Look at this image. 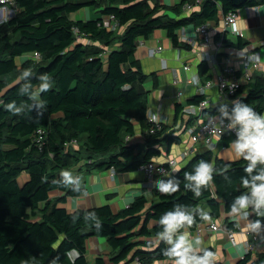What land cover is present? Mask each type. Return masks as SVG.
Listing matches in <instances>:
<instances>
[{
  "label": "trees",
  "instance_id": "16d2710c",
  "mask_svg": "<svg viewBox=\"0 0 264 264\" xmlns=\"http://www.w3.org/2000/svg\"><path fill=\"white\" fill-rule=\"evenodd\" d=\"M16 2V15L0 25V264H22L29 257L38 258L39 264H49L52 258L59 257L61 264H69L64 253L73 248L79 252L75 264H89L87 241L91 236L106 239L113 252L109 261L98 258L94 264L131 263L136 258L142 264H153L162 259L163 247L154 244L156 221L174 205L204 209L209 219H222L231 201L244 190L240 178L245 175L246 162H227L211 151L195 155L175 173L181 180L176 193H159L156 201L138 197L118 213L109 206L87 210L95 211L101 219L99 231L84 223L85 210L79 212L81 219L77 223L72 222L77 212L70 213L59 205L80 194L59 188L52 180L82 162L88 170L134 173L152 159L169 154L181 139L168 124L157 125L149 119V95L139 88L147 80L136 58L140 41L161 29L173 46H178L180 31L188 26L198 28L218 20L220 14L227 16L264 6V0H203L198 10L188 15L184 14L185 7L196 5V0H182L172 7L153 6L149 0ZM98 3L105 17L117 18L123 32L101 27L102 19H72L73 14ZM74 29L92 44H79ZM225 41L226 46V36ZM238 46L243 49L244 43L240 41ZM35 53L40 54V60L33 58ZM29 66L34 73L33 83L40 73L46 72L53 79L52 88L42 94L46 102L42 116L28 110L27 98L18 91L16 78ZM209 69L207 62L200 64L202 83L211 80ZM247 86L246 94L241 88L235 100L264 113V75L255 73ZM204 100L205 96H197L187 105L197 106ZM11 101L24 110L16 115L9 113L4 105ZM183 109L180 105L177 113ZM218 109H206L202 116L207 120L217 115ZM137 126L142 132L140 140L135 138ZM39 129L46 131L42 149L36 142ZM233 139L234 135H227L222 141L229 146ZM74 140L78 149L65 153V144ZM202 159L214 163L217 169L230 163V180L216 172L202 195L195 197L183 187L184 172L191 171ZM55 194L60 196L53 199ZM207 221L197 215L189 230L196 231ZM228 227L238 229L235 223ZM237 264H264V252L248 254Z\"/></svg>",
  "mask_w": 264,
  "mask_h": 264
},
{
  "label": "crops",
  "instance_id": "0c3cea01",
  "mask_svg": "<svg viewBox=\"0 0 264 264\" xmlns=\"http://www.w3.org/2000/svg\"><path fill=\"white\" fill-rule=\"evenodd\" d=\"M149 1L153 6L165 7H172L182 2V0ZM101 6L102 4L98 3L96 6L85 7L71 17L75 21L83 22L101 20L105 17L102 13L103 7ZM196 10H198L197 7L189 12L184 9V14L188 15ZM167 13L171 15L170 12L167 11ZM161 14H163V11ZM13 16L11 12H5L0 9V25L6 21V18L11 17L7 19L9 21ZM224 19L225 15L220 14L218 20L209 23L213 39H216L219 34H225L227 37V44L224 51L214 57L212 61H203L202 55L204 50L199 46L201 37L197 33V28L194 26H188L184 29L187 40L180 36V44L178 46H173L171 39L161 29L155 31L148 39H142L140 41L136 58L141 64L147 80L139 88L149 95V111L167 115L169 117L167 124L175 132L174 135L181 139L180 143L173 145L169 154L165 152V155L159 158L162 163H165L168 158L177 156L181 152L191 150L194 145L187 133V128L189 126H196L203 120L205 121L203 116L202 118L188 116L183 114V110L179 114L177 113V107L181 105L177 101V95L180 91L184 93L183 107L187 105L189 100L199 96L198 88L191 83V79L193 76L199 77L198 68L202 62H207L210 65L207 75L211 79H215L222 72L227 59L235 62L239 68L240 59L244 54L248 52H259L262 56L263 71L257 74L264 75V6L254 9L246 8L238 12V20L232 27V31L242 33L244 35L243 37L237 33H230L231 31L226 32ZM218 40L216 39V41ZM240 41L244 43L243 49L238 46ZM160 48H162L161 51L157 52L154 56H150L151 51H157ZM213 48L214 45L211 46L208 52H211ZM219 55L224 56L220 58ZM185 65H191L190 71L184 69ZM242 73L240 71L239 76ZM250 74L253 73L250 72ZM175 79L180 80V86L176 87L173 85V80ZM240 79L241 85L243 86L242 94L245 95L249 89L247 86L249 82H247L244 76H241ZM205 98L210 103L209 108H207L209 110L217 109L223 103L231 105V101L235 100H226L216 85L207 91ZM141 134V129L137 126L136 140L142 139ZM217 145L218 152L214 154L215 156L227 162L236 161L229 160L230 154L226 151L228 146L224 145L222 139L217 141ZM196 150V153L191 158L207 151L200 146ZM72 172L81 177L82 187L87 195L69 197L65 203L59 205L60 208H64L70 213L96 209L103 206H109L114 213H118L129 207L138 197L146 196L150 201H156L160 193L157 189L153 191L145 189V177L139 171L134 173L117 172L113 175L112 170H88L85 163L82 162ZM59 196V194H55L53 199ZM250 219L254 220L257 217L253 215ZM212 222L222 225L223 230L215 233L204 231L201 235L196 234V231L189 230V232L193 238L196 236L201 238L202 247L214 250L216 253L215 264H237L246 255H244V249H246V243L248 241L256 244L258 249L257 254L264 252V230L255 233L251 232L246 227V221L237 220L227 214L220 220L209 219L206 224ZM232 223H235L238 227L235 245L229 241L226 233V229L229 230L228 226ZM248 232H251V234H248ZM138 249H141V247H137ZM112 256L113 252L106 239L94 236L88 239L87 259L89 264H94L98 258H104L109 261ZM123 264H130V262L126 261ZM153 264H157V262Z\"/></svg>",
  "mask_w": 264,
  "mask_h": 264
},
{
  "label": "clouds",
  "instance_id": "9594fccd",
  "mask_svg": "<svg viewBox=\"0 0 264 264\" xmlns=\"http://www.w3.org/2000/svg\"><path fill=\"white\" fill-rule=\"evenodd\" d=\"M247 59L258 61L260 54L255 53ZM33 78L32 67H24L17 76L16 83L19 85V94L28 100V110L42 116L46 107L42 94L52 88L53 79L46 72L35 76L36 83H33ZM191 83L198 85L199 77L193 76ZM4 107L13 115L24 110V107L15 101L5 104ZM211 123L220 135L226 131L235 133V139L226 149L230 154L229 160L242 159L246 162L243 169L245 175L240 178L244 190L231 201L227 215L246 221V227L251 232H260L264 230V219H261L264 218V113H259L249 104L236 99L231 101V107L228 103L221 104L218 114L211 117ZM230 167L231 164L228 163L223 169H217L214 163L202 159L193 165L191 171L184 172L183 187L191 191L195 197H200L216 172L230 180L227 175ZM52 184L62 189H70L81 196L87 195L82 187L81 177L69 170L61 171L59 177L52 180ZM180 187L181 180L175 175H168L155 184V188L165 194L176 193ZM197 215L201 221L209 219V213L204 209L183 204L174 205L158 218L154 244L156 247L162 244L163 247L160 248L162 259L158 260L157 264H215L216 253L202 247L201 238L199 236L193 238L189 232ZM253 215L257 219H250ZM80 219L79 212L72 215L73 223ZM82 219L86 225L94 227L97 231L102 228V221L95 211L85 210ZM64 255L69 264H75L79 252L73 248L67 250ZM22 264H39V259L29 257ZM49 264H61V261L59 257H55Z\"/></svg>",
  "mask_w": 264,
  "mask_h": 264
},
{
  "label": "built area",
  "instance_id": "2783aa9c",
  "mask_svg": "<svg viewBox=\"0 0 264 264\" xmlns=\"http://www.w3.org/2000/svg\"><path fill=\"white\" fill-rule=\"evenodd\" d=\"M202 2L203 0H196V5H187L185 9L188 12L192 11L196 7L198 8ZM0 9H2L5 12L6 11L11 12L12 15L15 16L18 11V5L16 0H0ZM237 20H238V13H229L227 16H225L224 19L225 31L226 32L231 31L230 33L236 34L237 32L232 31V27L236 24ZM99 25L105 29L118 33L122 32V30L124 29L114 15H109L104 17ZM197 33L201 37V40L199 41V46L201 49L204 50V53L202 55L203 61H212L214 57H216L218 54L224 51L225 43H226L225 35L221 37V39L215 42L209 24H204L198 27ZM74 34L76 35L77 42L79 44H83V45L92 44L91 41L87 40L86 38L80 35L78 29H74ZM237 34H239V36L241 37L244 36L242 33H237ZM180 36L183 39H186L184 29L180 31ZM212 45H214V48L211 51L212 52L211 53L208 52V50L211 49ZM161 49L162 48H160L157 51L155 50L151 51L150 56H154L157 52L161 51ZM255 53H259V52H248L244 54L240 59L239 68L237 67L235 62L231 61L230 59H227L225 61V66L222 69V72L215 79L208 80L205 83H202L201 80L199 79V84L198 85L194 84L198 88V95L205 96L207 91L216 85L219 88V91L221 92L222 96L226 100L235 99L236 94L242 88L240 77L244 76L247 82H251L252 77L255 73H259L263 71L261 53H259L260 59L258 61L247 59L248 56H252ZM33 58L35 60H40L41 56L39 53H35L33 55ZM184 69L186 71H190L191 65H185ZM240 71H242L243 73L239 76ZM250 72L253 74H250ZM173 85L176 87L180 86V80L178 79L173 80ZM177 101L179 104L184 105V93L182 91L178 93ZM209 106L210 103L208 100H204L201 104L197 106L185 105L183 109V114L202 118L203 111L209 108ZM148 116L150 121L157 125L167 124L169 121V117L167 115L161 114L160 112L153 113L149 111ZM153 117H155V119H153ZM187 133L191 138L192 144L194 145L191 150H186L184 152H181L177 156L170 157L167 159L165 163H162L159 158H154L149 163L140 167L138 171L142 173L145 177V189H147L148 191H153L156 189L155 184L158 180L162 178H166V176L168 175H175L179 167H181V165L184 162L186 163L187 160L190 159L191 156L196 153L197 151L196 148L198 146L204 148V150L216 153L218 152L217 141L221 140L224 136L227 135L235 136V133L230 131L224 132L223 135L217 133L213 128V125L211 123V118L205 121L204 120L201 121L196 126H189L187 128ZM45 138H46V131L43 129H39L36 136V142L40 146V149H42V145ZM78 147L79 144L75 140L66 143L64 146L65 153H68L70 150L78 149ZM213 148L215 150H213ZM115 173H117V171L115 169H112V174L114 175ZM222 230H223L222 225L212 222L210 224H205L199 227L196 230V234L201 235L204 231H210L215 233ZM226 233L229 241L233 245H235L237 238V230L235 231V230L226 229ZM248 234H251V232H248ZM257 250H258L257 246L254 242L248 241L246 243V255L248 254L256 255ZM130 264H142V262L139 258H136Z\"/></svg>",
  "mask_w": 264,
  "mask_h": 264
},
{
  "label": "water",
  "instance_id": "95a60500",
  "mask_svg": "<svg viewBox=\"0 0 264 264\" xmlns=\"http://www.w3.org/2000/svg\"><path fill=\"white\" fill-rule=\"evenodd\" d=\"M187 162H188V161H187ZM187 162H186V163H187ZM186 163H184L183 165H181V167H179V169L177 170V172H176V173L180 172V171H181V169H182L183 167H185Z\"/></svg>",
  "mask_w": 264,
  "mask_h": 264
},
{
  "label": "rangeland",
  "instance_id": "374dc122",
  "mask_svg": "<svg viewBox=\"0 0 264 264\" xmlns=\"http://www.w3.org/2000/svg\"><path fill=\"white\" fill-rule=\"evenodd\" d=\"M8 18H11V17H8ZM8 18H6V21H5L3 24H6V23H7V21H8L7 19H8ZM3 24H2V25H3ZM244 250H245V251H244V255H245V254H246V249H244Z\"/></svg>",
  "mask_w": 264,
  "mask_h": 264
}]
</instances>
